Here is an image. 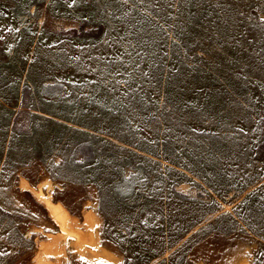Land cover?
<instances>
[{
  "label": "rangeland",
  "instance_id": "374dc122",
  "mask_svg": "<svg viewBox=\"0 0 264 264\" xmlns=\"http://www.w3.org/2000/svg\"><path fill=\"white\" fill-rule=\"evenodd\" d=\"M0 264H264V0H0Z\"/></svg>",
  "mask_w": 264,
  "mask_h": 264
}]
</instances>
